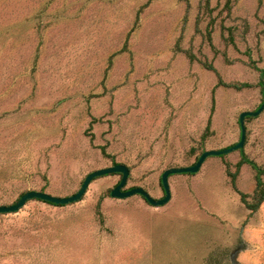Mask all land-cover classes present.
Masks as SVG:
<instances>
[{"label":"rangeland","instance_id":"374dc122","mask_svg":"<svg viewBox=\"0 0 264 264\" xmlns=\"http://www.w3.org/2000/svg\"><path fill=\"white\" fill-rule=\"evenodd\" d=\"M225 2L211 0L210 15L204 0H0V205L30 190L69 196L114 163L130 168L126 189L162 198L166 169L237 143L241 112L264 100L246 55L264 68V0H234L231 12ZM212 18L215 49L205 36ZM218 74L254 86L216 88ZM245 123V153L264 166V111ZM240 158L173 174L163 206L113 198L122 175L109 174L76 203L30 200L0 213V264H264V236L245 235L264 223V202L252 214L227 173ZM236 184L254 190L249 165Z\"/></svg>","mask_w":264,"mask_h":264},{"label":"water","instance_id":"95a60500","mask_svg":"<svg viewBox=\"0 0 264 264\" xmlns=\"http://www.w3.org/2000/svg\"><path fill=\"white\" fill-rule=\"evenodd\" d=\"M263 111H264V101L261 104V106L256 110H246V111L241 112L240 118H239L240 126H241V138L237 143L229 147L222 148V149L205 150L199 156L196 163L192 165L182 166V167H171V168L166 169L161 176L162 188L165 193L164 197L162 198L153 197L150 194V192L147 191L143 187L137 186V187L126 189V185H127L128 178H129L131 171L128 165L123 164V163H118V164H113L111 166L100 168V169L90 172L83 180V183L80 189L74 194H71L69 196H58V195H53L51 193H48L46 191L30 190L24 193L17 200V202L10 204V205H0V213L18 212L30 200H43V201H48V202H51L57 205H67V204L76 203L84 197V195L86 194L88 190V187L96 178L101 177V176H106L109 174H121L122 175L120 182L111 190V196L113 198L123 199V198L131 197L133 195H140L144 197L145 200L153 206H163L167 204L172 198V192H171V186H170L169 179L173 174L197 173L200 171L202 165L209 157L227 155L234 151H239L242 148H244L246 144V140H247V127L245 123L246 118L251 117V116L257 117ZM234 264H236L235 261H234Z\"/></svg>","mask_w":264,"mask_h":264},{"label":"trees","instance_id":"16d2710c","mask_svg":"<svg viewBox=\"0 0 264 264\" xmlns=\"http://www.w3.org/2000/svg\"><path fill=\"white\" fill-rule=\"evenodd\" d=\"M233 4H234V0H226L225 9H227L229 12H231ZM203 7L208 11V13L210 15L213 14L214 9L211 7V0H204ZM214 23H215V18H212L206 27V33H205L206 39H207L209 45L212 47V49H215V45L213 42ZM222 29L227 31V36L225 38L226 41L232 45H236L235 34H234L233 29L230 27H227L225 25H222ZM246 55L249 58L250 66L259 72V80H258L256 86H258L260 88L261 93L264 95V68H261L257 65V62L253 59L252 53L250 50L246 51ZM190 57H193V56H190ZM207 67L210 70L216 71V69L214 68V66L212 64H208ZM219 86H231V87H235L237 89H242V88H247V87H253L254 84H250V83L227 84L223 81L222 77L218 74V83L216 85V88ZM214 108H215V97L213 94L212 112H211L210 117L208 119V123H207L206 129H205L204 135H203L204 137H206L212 133V130H211L212 129V116H213ZM248 118H251V117H247L246 119H248ZM101 149H102V152L104 153V155L111 157L107 153L105 146H101ZM239 151L241 153V158H240V161L236 165L237 171L231 172L230 165H227V173L231 178L233 187L239 193L242 203H244L245 206L253 214L259 210L260 206L264 202V166H262L257 161L252 159L249 155H247L245 153L244 148H242ZM222 156H224V155H222ZM114 164H118V163H114ZM243 165H249L255 173V188L250 193L244 192V191L239 190L237 188V184H236L237 175L239 173L240 168ZM189 174H193V173H189ZM39 201H43V200H39ZM43 202L50 204V205H55V206H65V205H57V204H54V203H51L48 201H43ZM97 212L100 215V217H102L101 201L97 204ZM101 222L103 223V219H101ZM212 262H213V256L210 257L208 264H212Z\"/></svg>","mask_w":264,"mask_h":264},{"label":"clouds","instance_id":"9594fccd","mask_svg":"<svg viewBox=\"0 0 264 264\" xmlns=\"http://www.w3.org/2000/svg\"><path fill=\"white\" fill-rule=\"evenodd\" d=\"M260 212L262 215H264V208H261ZM245 235L248 237V240L259 241L261 237L264 236V223H261L258 226H249ZM248 240H246L245 242L247 243ZM245 255H247V253ZM241 259H244V257L242 256ZM254 260L256 264H261L259 256H255Z\"/></svg>","mask_w":264,"mask_h":264}]
</instances>
